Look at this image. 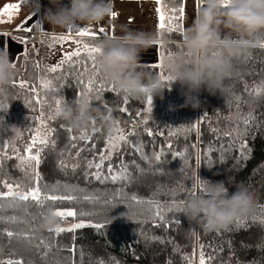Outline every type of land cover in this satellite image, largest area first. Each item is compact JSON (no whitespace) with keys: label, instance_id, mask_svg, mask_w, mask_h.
Here are the masks:
<instances>
[{"label":"trees","instance_id":"1","mask_svg":"<svg viewBox=\"0 0 264 264\" xmlns=\"http://www.w3.org/2000/svg\"><path fill=\"white\" fill-rule=\"evenodd\" d=\"M29 36L28 45L36 44L39 41L37 35L31 34ZM32 38L35 40L33 41ZM162 39L170 41L168 45H164L163 50L173 52L179 43L180 35L178 33L170 36L165 35ZM36 57L37 52H33L32 48H29L28 57L20 58L17 63L15 79L23 77L24 80H35L37 76L43 74L34 67ZM234 65L238 75L225 77L223 91L216 95H209L207 92L201 91L198 97L200 107L195 110L191 107H182L184 97L178 84H172L171 88L165 89L163 98H152V111L148 114L147 128L153 132L158 129L162 135L157 134L148 137L143 131L145 126L141 125L137 134L129 138L132 147H128L122 153L124 160L129 164V170L134 175L137 174L135 165H139L146 173L139 176L137 182L131 185H113L111 183L102 185L95 181L86 183L82 175V168L75 174L70 169L67 171L59 170V162L62 157L58 153L68 143L69 133L65 130V127L68 126L59 117L51 121V126L55 129L52 137L56 141L55 151L50 147L42 155L40 172L43 179L41 186L43 187L45 184L52 186L59 181L61 192H63L62 186L69 184L78 185L79 188L85 189L86 194L95 193L100 203L80 201L68 204L65 202L57 206L96 213L83 218L86 224L105 222L106 217H109L111 222H108L102 230L84 227L77 229L74 233L65 232L56 237L49 231L50 229L40 227L43 216L33 218L32 214L36 212L33 206L28 205L26 208L22 205L19 209H15L10 206L11 202L9 201L5 208L0 211V215L5 217L17 216L27 223H0V231L5 229L14 233L23 231L29 233L30 239L26 240L23 236H13L11 243H9L6 234L0 236V246L3 247V251L0 252V259L23 258L25 264H29V262L30 264H55L57 260L61 264H96V261L100 259H103L106 264H116V261H119V264H185L182 260V254L191 255L195 248V261V259H199V246L203 244L206 255L215 256L212 264H259L260 261L264 260V247H261L264 245V212L261 211L264 209V123H261L259 127L254 126L245 138V143L249 146L245 153L246 159L241 157L237 145L236 148L227 152L222 163L219 161V151L209 153L212 160L211 167L203 159L200 165L195 163L196 158L206 152L210 144L216 149H219L221 144H228L227 138L218 139L213 135L210 127L218 126L223 131L232 126L225 117H228L230 112L235 111L236 96H240L242 101L249 102L241 104L243 113H249V105H251V110L254 111L256 118L264 122V100L253 101L244 89L245 84L252 87L264 81V49L257 45L237 61H234ZM60 84H63L64 87L60 88L56 95L64 101L62 107L73 101H78L76 93L82 89L76 86L74 80L69 78L66 81H61ZM10 90L18 100L11 104L7 112H0V121H2L0 122V140L14 141L17 145H23L29 139V131L34 127V118L39 115V111L33 110L37 107L34 104L30 107L25 103L26 99H30L28 93L18 88L10 87ZM261 94L264 95V90ZM94 97H100V100H95ZM89 99L90 107L99 108L104 115H108V112L101 106L106 104L111 108L112 119L110 120L113 122V128L110 134H105L104 130L99 128L97 121H95L97 131L94 134L93 124L87 129V132L93 135L92 142L97 143V149L104 146L106 137L112 135V132L113 135L115 134L116 118L120 119V127L129 128L133 120L138 119L136 113L139 111L144 115V108L147 107L146 97L141 99L127 97L128 102L125 104V96L108 91L100 96L93 92L89 94ZM229 101L233 102L232 108L229 106ZM120 107H126L128 111L121 113ZM205 115L207 120L203 119ZM201 121L203 123L199 128V135L196 131H180ZM169 131L178 132V135L169 136ZM80 133L81 131L72 129L71 134L77 137L74 142L83 146V142L79 139ZM140 143L144 145V154L148 157L147 160L134 152V146ZM168 143L172 144L173 150L188 149L186 154L188 166L181 172L180 168L183 167V161L178 157L174 158L166 151L159 167L171 171V174L161 175L155 171L157 161L154 152L166 149ZM193 144L196 145L195 149L191 147ZM21 151H23L22 147ZM91 155L90 151L82 153V156L89 158ZM16 164L15 159L5 160L3 171H0V180L4 179L5 176H10L15 180L22 179V173L15 167ZM200 179L213 183L223 181L230 192L234 191L236 186L241 183L249 187L254 194V205L251 211L238 216L243 217L239 226L236 224L237 217L224 229L205 232L201 227L190 224L182 214L179 217L182 223L179 226L174 223L169 224L166 230L164 227L154 228L151 224L137 222L134 213L141 207H147L146 205L129 207L126 204H118L115 208H110L105 204V201L110 199L116 188H123L124 193L128 196L136 194L144 199L155 198L164 202L170 198L167 194L168 187L190 186ZM74 194L80 196L85 193L76 192ZM188 196L184 192H178L176 199L184 201ZM254 215L255 219H253ZM139 219H143V217ZM57 222L53 227H56ZM141 229L149 237L159 236L166 242L161 244L141 237ZM193 232H195V236L192 235ZM136 237L139 239V243H136ZM42 238L56 245L48 253L46 261L42 258L44 249L38 247ZM169 240L173 241L174 244L167 243ZM130 244L135 245L134 249L125 251V246ZM175 245L179 246V252L173 251ZM73 247L76 250L74 257L69 251ZM113 257L115 259H112Z\"/></svg>","mask_w":264,"mask_h":264},{"label":"snow or ice","instance_id":"2","mask_svg":"<svg viewBox=\"0 0 264 264\" xmlns=\"http://www.w3.org/2000/svg\"><path fill=\"white\" fill-rule=\"evenodd\" d=\"M154 2L157 5L153 11L157 20L156 33L158 36L163 37L165 35L170 36L171 34L182 33V22L186 14L184 0H154ZM202 4L203 0H196L197 9H199ZM227 4L228 0H224L223 6L227 7ZM20 8V4H9L4 7L0 14L6 15L10 22L13 15L18 12ZM34 16L35 14H31L22 21L21 24L17 26L16 32L31 34L34 31H39L40 45L45 49L47 56L54 55L58 46L62 49L68 42L75 44L76 47L69 52L62 51V58L55 65L49 66L44 64L43 61H35L34 67L37 71L43 73L42 75L37 76L35 80H24L23 77H20L12 81L10 87L18 88L28 93L30 99H26L25 103L30 107L33 104L37 106L33 110H38L39 115L34 118V127L29 131V139L24 142L23 145H17L14 141L0 140V171H3V163L5 160L15 159L17 161L15 167L22 173V179L20 180H15L10 176H5L4 179L0 180V211L5 208L6 203L9 201L11 202L10 206L15 209H19L22 205L26 208L28 205L33 206L36 209V212L32 214L34 219L42 217L45 210H51L58 222L56 227L49 231L56 237L65 232L74 233L77 229H82L84 227L102 230L106 227L108 222H111L109 217H106L105 222H92L86 224L83 218L95 215L96 213L87 212L82 209L78 211L71 207L62 208L57 206L65 202L68 204L80 201L87 203H100L97 195L95 193L86 194L85 189L79 188L78 185L69 184H64L62 186L63 192H61V184L59 181L52 186L45 184L42 187L41 181L43 177L40 172V166L42 164L43 153L50 147L55 151L56 141L52 139L55 129L51 126L50 122L59 117L63 108L62 104L64 101L56 95L58 90L64 87L63 84H60L61 81H66L69 78L74 80L76 86L82 89V91L76 93L78 101L82 100L87 106H90L91 103L89 94L93 92L98 96L103 95L106 91L118 93L113 85H109L104 81L96 64V59L101 54L99 42L102 39L107 38L108 35L103 27H100L98 31H92L91 27H80L78 29L69 28L66 34H50L43 29L39 20L34 19ZM116 16L117 13H113L110 19L114 20ZM29 21L33 22L30 24ZM12 39L25 46L23 47L22 53L23 56L27 58L28 48L26 46L29 44L30 36H13ZM32 39L33 41L35 40V38ZM154 46L157 48L158 60L157 63L147 65V67L158 73L163 85L170 87L172 78L166 74V71L167 64L172 59V52H165L163 50L164 45L159 39L155 42ZM176 46L179 47V44ZM259 47L264 49V41L260 42ZM4 50L7 51V47L4 46ZM32 51H36L34 43ZM19 59L20 57H16V59L11 62L10 67L12 69L15 70L17 68ZM226 77H230V75ZM244 89L253 101L264 100V95L261 94L262 90H264V81L258 85H253L252 87L245 84ZM225 91H228V89H225ZM127 102V97H125L124 103L127 104ZM242 103L247 104L249 102L242 101L240 96H236L234 105L235 111L230 112L229 116L225 117V119L229 121V124L232 125L231 127L223 131L218 126L210 127V131L213 135L218 139L227 138L228 144H221L219 149H216L210 144L206 152L196 158L195 163L197 165H200L203 159V161L207 162L209 167H211L212 160L209 153L216 151H219V161L222 163L227 152L236 148L237 145L239 146L241 157L245 159L247 158L245 153L249 146L245 143V138L249 135L254 126L259 127L260 124L264 122H261L256 118L254 111L251 110V105H249V113H243L241 111ZM146 104L147 107L144 108V115L138 111L136 113L138 119H134L129 128L120 127V119L116 118L115 134L106 137L104 140V146L99 149H97V143L92 142L93 135L89 134L87 130L81 131L79 135V139L83 142V146H80L74 142L77 137L71 134L72 129L70 127L62 126L65 127L69 136L65 148L58 153V155L62 157L59 162V170L67 171L70 169L75 174L82 168V175L86 183L95 181L102 185L107 183L113 185H131L137 182L139 176L145 175L146 173L139 165H135L137 168V174L134 175L129 170V164L124 160L122 153L128 147H132L129 138L137 134L141 125L145 126L143 131L148 137L157 134L162 135V133H159L158 129L156 132H153L147 128L149 120L148 114L152 111L151 96L146 97ZM229 106L230 108L233 107L232 101H229ZM101 108L107 110L108 115H106V118L112 119L111 108L106 104L102 105ZM119 111L125 113L128 109L126 107H120ZM203 119L207 120V116L205 115ZM202 123L203 121L181 129L180 131H196L199 135V128ZM92 124L94 134L95 131H97L95 128V120H93ZM168 135L176 136L178 135V132L169 131ZM21 147L23 148V151H21ZM191 147L195 149L196 145L193 144ZM86 151L92 153L91 158L82 156V153ZM166 151L174 158L178 157L183 161V167L180 168V171L183 172L188 166L186 155L188 149L173 150L171 143L167 144L166 149L154 152V157L157 161L155 171L161 175L171 174V171L159 167ZM134 152L140 154L145 160H147L148 157L144 154V145L142 143L134 146ZM69 161L74 162L70 163ZM192 175H195V173H192ZM204 187L205 183L201 179L190 186L181 185L178 188L168 187L167 194L170 198L164 202L155 198L144 199L136 194L128 196L124 193L123 188H116L111 194L110 199L105 201V204L110 208H115L118 204H126L129 207L132 205H146L147 207H141L136 213H134V218H137V222L140 224H151L154 228L164 227L167 230L169 224L174 223L179 226L182 223L179 217L183 214V201L176 199L178 192H184L189 196L196 195L197 193L203 195ZM76 192L85 194L77 196L74 194ZM261 211L264 212V209ZM140 217H143V219H139ZM242 219L243 217L237 218V226H239ZM253 219H255V215ZM0 223L24 224L27 222L17 216L5 217L0 215ZM4 234L9 238V243H11V238L13 236H23L26 240L30 239L29 233L23 231L20 233H14L7 229L0 231V236ZM192 235L195 236V232H193ZM140 236L152 242H159L161 244L166 242L159 236L153 235L149 237L143 229H141ZM136 243H139L137 237ZM167 243L174 244L171 240L167 241ZM38 247L44 249L42 258L46 261L48 253H50L52 248L56 247V245L42 238ZM134 247V244L127 245L125 246V251L134 249ZM261 247H264V245H261ZM2 251L3 247L0 246V252ZM69 251L72 252L74 257L76 252L75 248L73 247L69 249ZM173 251L179 252V246L175 245ZM195 255L196 250L194 248L191 255L182 254V260L185 264H194ZM112 259L115 258L113 257ZM137 259H139V257H137ZM214 259L215 256L211 254L206 255L204 245L200 244L199 264H212ZM0 264H25V262L23 258H8L0 259ZM55 264H61V262L57 260ZM96 264H106V262L103 261V259H100L96 261ZM116 264H119V261H116ZM259 264H264V260L260 261Z\"/></svg>","mask_w":264,"mask_h":264},{"label":"clouds","instance_id":"3","mask_svg":"<svg viewBox=\"0 0 264 264\" xmlns=\"http://www.w3.org/2000/svg\"><path fill=\"white\" fill-rule=\"evenodd\" d=\"M22 6L39 16L41 23L53 33L75 28L77 25L92 26L110 18L115 12V0H48V7L41 0H20ZM203 0L190 19H185L179 47L172 52L167 64V74L172 84H178L184 97L182 107L197 109L201 91L216 95L223 91L226 76L238 75L234 61L256 47L264 36V0ZM163 45L170 41L154 32L133 31L122 27V34L109 35L99 42L101 54L96 64L104 81L113 85L125 97L141 99L147 96L163 98L165 89L158 74L147 70L141 63L142 52L157 40ZM6 50H0V111L10 108L18 99L10 90L16 70L10 67ZM170 85V88H171ZM100 100V97H94ZM74 131L87 130L93 120L99 128L110 134L113 122L97 107L83 101L66 104L60 114ZM203 195L188 196L183 201V215L190 224L205 232L226 228L235 218L251 211L254 194L248 186L238 184L229 191L223 181L204 180ZM57 218L51 210L43 214L40 227L51 229Z\"/></svg>","mask_w":264,"mask_h":264},{"label":"crops","instance_id":"4","mask_svg":"<svg viewBox=\"0 0 264 264\" xmlns=\"http://www.w3.org/2000/svg\"><path fill=\"white\" fill-rule=\"evenodd\" d=\"M65 3L68 2V0H64ZM196 2V0H195ZM194 2V8L193 13L195 10H197V6ZM9 4H20L21 8L18 12H16L11 21H8V18L6 15L0 14V50H4V46L7 47V52L10 57V62H13L16 57H24L23 56V45L19 44L17 41L13 40V36H20L22 35H37L40 37L39 31H34L31 34L24 33V32H16V28L18 25L21 24L22 21H24L29 15L33 14L29 8H26L22 6L20 0H0V9H4L6 5ZM41 4L44 7H48V0H41ZM157 5L155 4L154 0H115V12L117 13V16L114 20L107 18L105 21L101 22L99 25H92V26H84V25H77L75 28L78 29L80 27H91L92 31H98L100 27H103L106 30L107 35H120L122 34V27H128L131 28L133 31H142V32H154L156 33V25L157 20L155 18L154 9ZM187 15V13L185 14ZM188 17V15L186 16ZM35 20H39V16H34ZM185 19L183 20V27L185 24ZM190 19V18H188ZM33 21H29L31 24ZM40 22V20H39ZM41 26L43 29H45L50 34L55 35H62L66 34V31H59L56 33H53L49 30L48 26L41 23ZM181 36V33H178ZM175 35V34H172ZM162 38V37H161ZM261 41L258 42L257 45L260 44ZM71 43V42H70ZM37 52V60H40L42 47L40 45V41L36 42L34 44ZM29 50V48L33 47V44H30L26 46ZM72 51V50H71ZM141 56V63L143 66L156 74L157 72L150 70L147 65H152L157 63L158 57H157V48L156 46H152L148 48L145 52H142L140 54Z\"/></svg>","mask_w":264,"mask_h":264},{"label":"rangeland","instance_id":"5","mask_svg":"<svg viewBox=\"0 0 264 264\" xmlns=\"http://www.w3.org/2000/svg\"><path fill=\"white\" fill-rule=\"evenodd\" d=\"M194 2H195V0H184L186 13L188 15V17H186L187 15H185L184 18H191V16L193 15ZM195 4H196V2H195ZM0 11H1V9H0ZM259 41H264V36H261L259 38ZM75 47H76L75 44L68 42L67 44H65L63 46L62 49L60 48V46H58L55 54L51 55V56H47L45 49L42 47L41 53H43V55H41L39 61H43L44 64L49 65V66L55 65L62 58V51L63 52H69L71 50H74ZM46 56H47V58H46ZM36 61H37V59H36ZM50 124H51V122H50ZM114 133H115V131H114ZM112 135H113V132H112ZM53 228H55V227H53ZM194 264H199V259H197V260L195 259Z\"/></svg>","mask_w":264,"mask_h":264},{"label":"built area","instance_id":"6","mask_svg":"<svg viewBox=\"0 0 264 264\" xmlns=\"http://www.w3.org/2000/svg\"><path fill=\"white\" fill-rule=\"evenodd\" d=\"M25 36H27V35H23L22 37H25Z\"/></svg>","mask_w":264,"mask_h":264}]
</instances>
